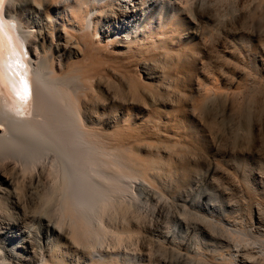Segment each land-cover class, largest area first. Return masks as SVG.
I'll return each instance as SVG.
<instances>
[{"label": "rangeland", "instance_id": "374dc122", "mask_svg": "<svg viewBox=\"0 0 264 264\" xmlns=\"http://www.w3.org/2000/svg\"><path fill=\"white\" fill-rule=\"evenodd\" d=\"M35 1L41 2V0ZM19 2L24 5L18 11L19 17L22 18L24 26L31 30L32 24L27 17L31 11L28 5L30 0H19ZM167 2L172 3L173 6L167 7ZM151 4L155 7L149 12V20L155 24L160 19L174 15L175 24L172 27L177 30L175 31L177 34L174 32L169 44L167 43V46L172 47V52H167L168 55L163 50L148 48H143L142 52L136 53L132 48L125 50L116 42L106 43L99 35L96 36L98 28H104L106 22H109L107 20L117 16L114 5L113 7L106 5L107 8L100 7L101 12L99 7L95 6L93 10L94 12L97 10L98 14L95 13V16L98 15L96 17L98 20L97 24L94 23L95 20L92 22L91 28L95 31L92 30L90 38L88 34L82 35L77 30L75 32L73 31L75 29L66 26L68 28L65 30L70 31L68 34L72 36L70 37L72 40L64 31L66 38L61 41V47L67 44L65 55L60 56V53L47 49V46H44L46 51L45 48L43 51L39 50L40 54L42 52L44 54L41 56L47 58L49 68L53 65L52 69L58 73H71V75L77 73L76 75L80 76L72 99L80 113L78 116L81 117L84 129L91 134H97V138H101L99 140L104 145L110 148L114 145L125 153L131 148L132 155L142 157L146 161L158 160L160 155L164 164L178 168L176 178L181 175L178 178L180 179L184 175L189 179L188 181L186 177H183L187 183H184L181 192L171 193L174 187L173 181L166 180L165 176L155 173L154 170H149L147 174L151 179L153 175L159 177V181L156 180L154 183L157 182V188L164 189L160 191L165 199L156 203L149 198H142V201L139 198L138 209L133 204H113L108 207L109 210L106 209L108 216H105L109 218L107 219L110 220L108 222L113 230L125 228L129 223L134 225V229L140 230L139 236L126 239V241L129 240L126 245H130L128 250L131 248L130 250L133 251L141 247L143 264H174L175 259H177L176 264H183V261L187 264L184 257L187 254L185 246L164 244L160 242L158 234L171 226L170 222L176 214H182L181 217H185L191 223L204 219H210L212 223H215L217 216L210 217L203 210L189 203L194 192L190 189L201 186L211 187L218 193V204L220 203L219 205L223 208L219 217L221 225L218 224L217 229L206 222L207 230L217 236L215 240L208 242L204 251L207 261L215 264L218 258L217 264H224L225 262L220 261V258L235 255V250L239 248L238 250H244L242 252L247 259L252 257L253 264H264L258 257L261 253L258 248L259 243L256 242V238H261L260 235L264 231V0H141L139 7L149 11ZM110 9H113L114 13ZM61 25L65 27V24ZM50 29H48L49 34L53 36V31ZM191 33H197L198 39L192 40ZM77 47V50L82 52L76 57L68 50H76ZM58 61H62V63L59 62L61 66L58 65ZM206 80L207 82L212 80L215 83L211 86L214 90L210 91L212 93H208V96H203L193 87L195 83L204 87ZM122 118L129 119L126 121ZM13 162L1 166L0 172L8 176L13 171L18 177L22 170L19 171L20 167H16L20 164L13 165ZM211 166L216 171L207 184L199 179ZM6 171L10 173L7 172V174ZM25 172L26 174L22 172L25 175L16 179L17 199L3 196L6 200L1 201L0 227L6 222L14 224V221L18 226L24 225L22 220L25 214L51 215L50 211L56 203V196L51 198L54 195L45 188L44 192H49L46 194L52 201L50 198L47 201V198L43 203L46 197L42 196V200L40 197L42 193L46 194L36 184L32 172ZM186 173H189L190 178ZM197 174L199 179L195 180ZM47 176L50 179V173L45 175L46 178ZM18 179L21 181L18 182ZM41 181L44 182V180ZM164 186L167 187L164 188ZM30 192H33V197ZM17 206L22 207L23 210ZM12 214L19 220H15L17 218L12 217ZM10 217L15 219L11 218V220ZM247 231L250 232V236ZM235 233L236 236H234ZM109 235L106 245L113 249L115 233ZM226 237H228L227 240ZM236 237L238 240L235 239ZM227 242H231L230 246H227ZM248 246L252 247V251ZM180 254L182 256L177 258ZM181 258L184 260L178 262ZM255 258L256 261H254Z\"/></svg>", "mask_w": 264, "mask_h": 264}, {"label": "bare ground", "instance_id": "6f19581e", "mask_svg": "<svg viewBox=\"0 0 264 264\" xmlns=\"http://www.w3.org/2000/svg\"><path fill=\"white\" fill-rule=\"evenodd\" d=\"M140 1L141 0H41V2L36 3L35 0H30V4L28 2V5H30L31 11H29L27 17L32 24L31 30L24 26L22 18L19 17L18 11L24 7L22 3L19 2L20 4L7 9V12L20 22V25L17 27L19 42L12 37H9L7 43H5L3 39H0V62H2V74H0V167L7 164L9 165V163L13 161L17 162V164L13 162V165L20 164V166H16L17 168L20 167L19 171L22 170L25 174V171H27V173L28 171L32 172L33 179H35L36 184L41 187L43 190L42 192L45 191V188L46 190L48 188L50 194L54 195L51 196V198H55L56 196L57 199H55L56 203H54L55 205L50 211L51 215H46V213H36L38 215H31L32 213L30 215L25 214L22 220L24 225L18 226L14 221V224H8L6 222L4 226L0 227V264H143L144 262L142 263V261L144 257L141 254L143 251L140 249L141 247L136 248L134 251L130 250V248L129 251L128 246L130 245H126V242L129 241H126V239L132 238V236H139L140 230L134 229V225L130 223H127L128 225L125 226V228L121 227L120 230H118V228H114V230L111 229L112 226L110 227L108 222L110 220L105 216L107 215L106 209L113 204L123 205V203L133 204V206L135 205L138 209L137 205L139 198H141V201L142 198L155 200L156 203L161 201L163 196L160 189L163 188H157V182L154 183L156 180L159 181V177L157 178V176L153 175L152 181L147 174L149 170H154L156 171L155 173L163 177L165 176L166 180L173 181L174 187L171 193H178L181 188L184 187V183H187L185 178H183L186 177L184 175L180 179L178 178L181 175L176 178V170L178 168L172 166L174 168L173 170L169 163L166 162L169 165L164 164L165 162H163L164 160L162 161L163 158L161 157V159L160 155L158 156V160L146 161L142 157L140 158L136 157L137 155H132L133 150L131 151V148L129 150L127 149L128 152L126 151L127 153H125L119 150V148L114 147V145L112 148L106 146V144L104 145V143L99 140L101 138H97V134H91V132L84 129L80 120L81 117L78 116L80 113H78L77 107L72 99V94L75 91L74 88H76L75 85H78V78L80 76H77V73L73 74L74 71L72 72L73 75L67 72L66 73L69 75L62 74L63 72L58 73L56 70L54 71L52 69L54 68L53 65L51 66L52 68L48 67L47 58L41 56L43 52L41 54L39 52V50L43 51L44 48L46 51V47L44 46H47V49L60 53V56L65 55V45L67 46V44H65L63 48L61 47V41L66 38L67 31L65 28H73L75 29L73 31L76 32L77 30L82 33V35L84 33L88 34L90 38L92 30L95 31L94 28H91L93 27L92 22L95 20L94 23L97 24L98 20L96 19L98 16L97 10L96 12L93 10L95 6L99 7L100 11V7L114 5V8L116 7L117 10V16L107 20L109 22H106L107 24L104 28H98V34L96 36L99 35L106 43L110 42L113 44L116 42V44L118 43V45L125 50L132 48L136 53L142 52L143 48H148L150 50H163L168 55L169 52H172V47L167 46V43L170 41L173 33L175 31L177 32V30L172 27L175 24L173 19L174 15L169 18L165 17L160 19L157 24H155L153 21L149 20V12L153 10L155 5L151 4L149 11H145L139 7ZM170 2L166 3L169 8L173 6ZM162 4H164V2H162ZM113 9L110 10L113 12ZM111 11L109 12L111 13ZM95 13H97L96 16ZM61 24H65V27L63 28ZM49 28L53 31V36L49 34ZM69 32H67V35H69ZM176 32L175 34H177ZM196 34L191 33L192 40L198 39V35ZM70 37L72 36L69 35V39ZM99 37H97V39ZM70 40H72V38ZM75 49L77 50L78 47ZM49 50L48 52H50ZM76 50L71 49L68 51L77 57L82 51L79 52ZM61 59L60 57V60ZM49 60H51V58H49ZM59 62L62 63V61H58V65L61 66ZM61 70L62 69H60V71ZM69 71L70 70H68V72ZM17 73H21L24 80L30 86V94L27 97L22 98L18 95L21 84L19 83L20 77ZM213 80L216 82V79L213 78ZM214 82L210 80V82H207L208 84L205 83L206 85L204 87L199 85L198 83L200 82H198L194 84L193 88L197 93L208 96V93L211 94L212 92L210 91L214 90V88L211 87L214 86ZM126 119L124 118L123 120ZM48 158H50V161ZM178 166L181 167L180 165ZM11 170L12 169H10V171ZM215 171L216 170L211 166L205 170L200 179L197 174L195 180L199 179L209 184V179L214 175ZM7 172L9 171H6V173ZM22 172L17 176L25 175ZM182 172L184 173V171ZM2 173L4 172H0V208L2 206L1 201L4 202L2 199L6 198H3V196L16 198L15 189L16 179L18 178L16 174L14 175L13 171L8 176ZM49 173L50 179L49 176H47V179L45 175ZM188 174L187 176H189ZM41 180H44V182ZM160 180L163 182L165 181V179ZM17 181L20 182L21 180L18 179ZM165 187L167 186H164V188ZM47 191L46 193H49ZM190 191L193 192V195L191 200L189 199V203L203 210L210 217L217 216V221L212 223L210 219H204L200 222L191 223L188 222L185 217H183L184 220L181 217L182 214H176L170 222L171 226H169L166 231L159 232L158 238L160 242L167 245L176 247L184 245L187 253H185L186 255L184 256L186 257L185 263L208 264V258L204 255V251L208 246V242L216 239V235L214 236L207 230L206 222L214 229H217L218 224L221 225L219 217L223 207L221 208L219 205L220 203L218 204V193L211 187H195V189H190ZM32 193L30 192L31 196ZM42 196L46 197L43 199V203H45L47 198V201H49L50 197H47V194L44 195L42 193L40 197L41 200ZM35 198L37 199V197ZM7 199L9 200L10 198ZM35 201L39 202V200ZM168 202H170V200H168ZM46 203L48 204V202ZM8 206L9 205H7V208H9ZM18 206L17 208H22ZM42 208L45 209L46 207ZM109 209L110 208H108V210ZM12 215V217L16 216H14V214ZM12 217H10V219ZM15 218H17V216ZM7 219L9 220V218ZM15 220L19 219L17 218ZM236 220L237 219H235V221ZM203 221H205V223ZM113 232L115 233V247L111 249L106 244L110 237L109 234ZM247 233L250 236V232L247 231ZM231 236H233V234ZM234 236H236V233ZM260 237L261 238H256L261 253L258 257H260L264 263V231ZM227 238L228 237H226V240ZM235 239L238 240L237 237ZM231 242H227V246H230ZM250 243H252V239ZM251 248L249 250H251ZM238 249L235 250V255H229L223 259L220 258V261H224L226 264L254 263L253 260H251L252 257L251 259H249V257L247 259L244 256L242 252L244 251L243 249ZM178 252H176V254H178ZM251 254H249V256ZM181 256L180 254L177 258ZM175 260L177 261V259ZM181 260L184 259L181 258L178 262H181ZM213 260L211 261L213 262ZM217 260H215V264H217ZM176 261L174 264H176ZM254 261H256V258ZM182 263L184 264V261Z\"/></svg>", "mask_w": 264, "mask_h": 264}, {"label": "clouds", "instance_id": "9594fccd", "mask_svg": "<svg viewBox=\"0 0 264 264\" xmlns=\"http://www.w3.org/2000/svg\"><path fill=\"white\" fill-rule=\"evenodd\" d=\"M18 2L19 0H0V39H3L5 43L8 42L9 37L19 42L17 27L20 22L7 12V9L16 6Z\"/></svg>", "mask_w": 264, "mask_h": 264}, {"label": "snow or ice", "instance_id": "6c2138e0", "mask_svg": "<svg viewBox=\"0 0 264 264\" xmlns=\"http://www.w3.org/2000/svg\"><path fill=\"white\" fill-rule=\"evenodd\" d=\"M0 74H2V62H0ZM17 75L20 77L19 83L21 84V89L18 92V95H20L22 98L27 97L30 94V86L24 80L21 73H17Z\"/></svg>", "mask_w": 264, "mask_h": 264}]
</instances>
